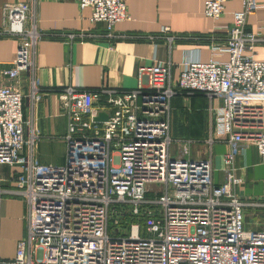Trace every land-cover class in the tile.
<instances>
[{"label": "built area", "instance_id": "2783aa9c", "mask_svg": "<svg viewBox=\"0 0 264 264\" xmlns=\"http://www.w3.org/2000/svg\"><path fill=\"white\" fill-rule=\"evenodd\" d=\"M226 2L204 0L205 14L221 18ZM79 6L90 8L91 20L105 23L109 36L116 23L131 18L126 0H79ZM259 7L258 0H243L234 12L225 44L216 48L229 54L225 61L186 59L176 81L170 63L141 67L137 87L128 91L63 88L62 112L68 117L63 164L34 161L38 137L33 126L26 131L25 95L14 85H1L0 167H20L13 180L28 204V234L15 256L0 257V264H264V228L247 229L244 221V208L259 204L241 200L242 178L236 175L237 157L247 145L255 146L264 163V61L253 54L264 37L246 29ZM4 10L7 25L0 35L19 43L12 68L3 74L15 80L35 67L44 34L30 3L10 2ZM176 88L222 102L216 119L230 144L222 184L214 182L211 160L192 157L193 140L171 136ZM36 91L32 80L33 99ZM101 112L108 118L97 121ZM1 194L0 189V216ZM116 203L134 204L131 213L144 226L132 223L127 235H112ZM145 204L157 211L141 210Z\"/></svg>", "mask_w": 264, "mask_h": 264}, {"label": "crops", "instance_id": "0c3cea01", "mask_svg": "<svg viewBox=\"0 0 264 264\" xmlns=\"http://www.w3.org/2000/svg\"><path fill=\"white\" fill-rule=\"evenodd\" d=\"M258 1L260 7L248 17L246 29L264 37V0ZM10 2L30 3L44 35L38 42L35 67L22 71L15 80L3 71L12 68L19 40L0 35V86L14 85L25 95L26 131L28 134L33 126L38 137L34 161L58 165L65 161L68 128L60 100L63 88L128 91L137 87L141 67L170 63L172 80L176 81L186 59L225 61L229 54L216 48L225 44L233 14L242 8L243 0H227L219 19L205 14L204 0H126L131 18L116 23L112 36L105 23L91 20V9H82L79 0H0V30L7 25L4 6ZM164 28L169 31L164 32ZM68 33L76 35L72 39L58 36ZM254 49V58L264 61V41L256 43ZM32 80L37 88L35 99L31 97ZM221 104L219 99L211 103L204 94L179 89L171 100V136L193 140L192 157L211 160L217 184L224 182L223 157L230 149L228 136L220 133L217 124L216 107ZM261 129L264 132V116ZM19 171V166L0 167L3 259H12L19 240L28 234V204L16 193L13 180ZM236 175L242 178L237 187L241 200L259 204L244 208L245 226L263 229L264 163L255 146L247 145L240 152Z\"/></svg>", "mask_w": 264, "mask_h": 264}, {"label": "rangeland", "instance_id": "374dc122", "mask_svg": "<svg viewBox=\"0 0 264 264\" xmlns=\"http://www.w3.org/2000/svg\"><path fill=\"white\" fill-rule=\"evenodd\" d=\"M176 146L174 145V150ZM155 198V195H148L147 198ZM134 204L131 203H116L112 205L111 219L109 222V229L112 235L120 236L127 235L129 233V224L140 222L144 226V222L141 221V216L133 215L132 210ZM149 209L152 211H157L156 206L152 205H141V210ZM117 210L119 215L115 214L113 211ZM118 219L119 224H115L114 220Z\"/></svg>", "mask_w": 264, "mask_h": 264}, {"label": "water", "instance_id": "95a60500", "mask_svg": "<svg viewBox=\"0 0 264 264\" xmlns=\"http://www.w3.org/2000/svg\"><path fill=\"white\" fill-rule=\"evenodd\" d=\"M108 118V114L105 112H101L95 119L97 121L106 120Z\"/></svg>", "mask_w": 264, "mask_h": 264}]
</instances>
